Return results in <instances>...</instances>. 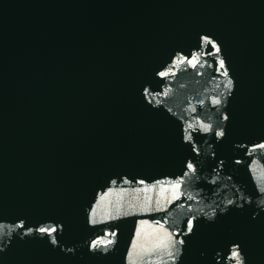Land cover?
<instances>
[{
	"label": "water",
	"instance_id": "obj_1",
	"mask_svg": "<svg viewBox=\"0 0 264 264\" xmlns=\"http://www.w3.org/2000/svg\"><path fill=\"white\" fill-rule=\"evenodd\" d=\"M0 264H264V0H0Z\"/></svg>",
	"mask_w": 264,
	"mask_h": 264
},
{
	"label": "snow or ice",
	"instance_id": "obj_2",
	"mask_svg": "<svg viewBox=\"0 0 264 264\" xmlns=\"http://www.w3.org/2000/svg\"><path fill=\"white\" fill-rule=\"evenodd\" d=\"M41 231H44V229H41ZM236 253H234V255H235Z\"/></svg>",
	"mask_w": 264,
	"mask_h": 264
}]
</instances>
